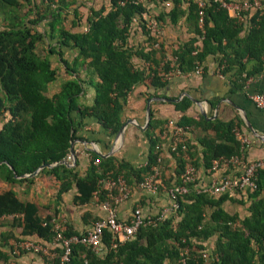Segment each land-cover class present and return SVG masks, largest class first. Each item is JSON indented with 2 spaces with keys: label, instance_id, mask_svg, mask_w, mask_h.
<instances>
[{
  "label": "trees",
  "instance_id": "trees-1",
  "mask_svg": "<svg viewBox=\"0 0 264 264\" xmlns=\"http://www.w3.org/2000/svg\"><path fill=\"white\" fill-rule=\"evenodd\" d=\"M169 1L172 5L168 10L151 16L143 1L110 0L107 11L105 7L91 9L87 31L74 32L61 21L64 0H39V6L34 0H0V12L7 22L0 29V114L6 116L0 127V181L10 186L32 184L39 174H45L59 183L56 199L74 185L75 204H87L94 196L99 201L105 200L108 189L101 187V180L122 176L128 186L138 185L152 172V166L157 164L156 145L163 142L161 131L154 130L163 120L150 114L143 131L148 139L144 165L134 166L113 156L100 157L90 152L89 165L81 174L77 159L74 166L61 161L69 156L70 142L78 138L76 133L86 119L94 118L104 129L116 134L122 125L120 114L127 94L133 86L144 83L161 89L168 84L169 79L159 74L160 63L164 72L175 68L188 73L204 64L209 55H218L220 73L226 76L230 73L232 89H242L247 78L262 70L264 1L262 9L251 15L246 13L240 21L218 2L206 0L202 27L198 25V7L193 0ZM25 6L35 17L28 18L30 12H20ZM186 13L194 35L173 50L171 59L164 60L166 53L162 45L154 47L155 39L146 29L147 20L152 17L159 25L166 20L176 24ZM135 18L147 34L148 43L140 48L128 43ZM43 21L47 27L41 32L37 25ZM44 37L56 39V46L75 49L76 55L69 61L63 58L61 49L51 44L47 53L41 54L37 48ZM51 54H57L64 69L75 74L63 80L52 94L49 86L57 81L58 69L52 66ZM134 57L148 61L149 68L136 67ZM86 86L94 90L89 103L85 98ZM191 104L188 96L174 102L180 111ZM177 122L188 130L190 126H200L214 131V135L205 134L198 139L208 169L213 159L230 158L241 151L234 133L240 127L238 118L222 121L207 120L202 115L198 119L182 115ZM189 150L187 141L188 156ZM170 154L180 178L186 163L184 153L178 148ZM42 164L55 165L41 168L35 176H23ZM257 175V188L244 192L250 200L249 215L244 218L223 208L224 201L237 200L229 192L213 196L197 191L194 183H189V191L177 197L178 207L164 219L139 226L131 239L103 254L95 253L89 246L73 244L66 264H264V169H259ZM158 215L151 216L154 219ZM6 217L12 218L10 227L20 228L21 237L36 236L53 242L57 224L53 217L42 216L37 203L20 199L12 188L0 191V226L5 225L2 220ZM59 228L66 236L78 234L69 224ZM10 230L13 232L12 229L0 232V259L4 262L12 251L10 239L16 240ZM213 236L215 247L206 263L202 255L206 251L204 242ZM110 242L111 234L105 230L103 243L108 248ZM2 247L8 249L4 251ZM54 252L53 264H61L62 249L55 247Z\"/></svg>",
  "mask_w": 264,
  "mask_h": 264
},
{
  "label": "crops",
  "instance_id": "crops-1",
  "mask_svg": "<svg viewBox=\"0 0 264 264\" xmlns=\"http://www.w3.org/2000/svg\"><path fill=\"white\" fill-rule=\"evenodd\" d=\"M165 1L169 2V5H165ZM165 1L163 3H158L155 0H145L144 4L148 9L147 12L152 14L151 16H154L158 14L160 10H168L171 7V2L169 0ZM64 2L61 10V21L63 26L74 32L84 31V28L88 26V17L91 14V9H99L100 7H105L106 11L110 9V0H64ZM254 11L255 10H250L249 15L253 14ZM0 14L4 20V15L2 13ZM186 15L187 13L185 16L181 17L176 24H171L166 20V22L160 25L162 34L159 39L155 38L153 45L155 47L163 43L164 49H167L165 53L169 55H166V57H164L165 59L163 58L164 60L167 58L171 59L173 57V50L194 35L193 27L186 19ZM229 15L233 16L231 13H229ZM46 27L45 21L37 25V29L41 32H44ZM244 33L243 31L240 35ZM143 35L142 28L137 18H135L130 27L128 37L129 45L133 46L137 40H142V38L143 45L146 41ZM160 39H162V43L158 42ZM43 42L48 45L51 44L56 47L55 49H61L63 58L69 61L76 55L77 51L73 48L56 46V39L44 37ZM198 43L200 44V41ZM48 45L46 47H48ZM48 50L49 48L41 54L45 55ZM52 56L55 58V61ZM217 57L218 55H209L204 64H200L201 73H194L192 71L189 72V74L172 76L164 88L154 89L147 87L144 83H138L133 86L127 94L126 104L120 114L122 124L128 122L124 127L122 137L118 136V132L116 134H111L94 118L86 119L82 128L76 133L78 138L74 140V149L78 161L77 169L79 172L81 174L85 173L90 161V152L99 153L98 155L100 157L113 156L117 161H126L134 166H142L147 162L148 139L142 127L146 122V102L147 99L150 98V114L152 113V117L157 120H163V123L155 128V133L161 131L168 119L178 120L182 115L198 119L203 111L206 112V115L202 116L207 120L218 118L222 121H228L233 118H238L240 120V127L238 129L240 133L247 138L242 150L244 159L246 161H264V106L258 107L250 98L253 94L264 93V66L260 72L247 78L242 89H232L231 80L229 78L230 73L227 76L218 73L219 67ZM50 59L52 61V66L58 69L57 85H60L63 80L74 77V73L64 69L60 57L57 54H51ZM133 63L139 68H149L150 65L148 61L138 57L133 58ZM161 65L162 63H160L158 70L159 74L164 77L163 74L166 72L161 69ZM81 73V76L84 77L85 71L82 70ZM52 84L49 86V90ZM86 92V102H92L94 95L93 88L91 86H86ZM183 96H188L192 100V104L187 110L180 111L175 108L174 102H176L177 99V101H179ZM205 134L214 135V131L211 129L205 130L200 126L195 128L190 126L188 130V142L190 145L188 159H190V162H192L196 168L198 186L208 185L213 177L221 178L226 175L231 176L238 173L237 165L220 163L217 170H211L204 166L203 146L198 139ZM162 154V185L159 192L155 195L148 194L142 191L136 184L129 185L132 189V193L128 199L117 205L118 218H130L132 210L137 203H140L145 213L151 215H156L162 211L164 207H169L170 202L167 190L174 183L179 181V175L176 173L175 169L176 161L167 150L166 144L163 145ZM74 165L75 164H71L70 166ZM46 178H50V186L45 184L42 179L39 182V187H43L39 190V206L43 205L48 200L51 192H56L57 194L59 188V183L53 177L48 176ZM101 184V187H108L107 180ZM0 187V191L12 188L16 191L20 199H22L21 195L24 194L27 196L25 200L37 203L35 200L28 198V195L31 197L34 194V189L32 187L15 188L3 181H0ZM46 187L52 188L48 189ZM53 187H56V190ZM75 193L76 187L73 185L70 190L62 193L61 199L68 200V198H70L71 201H73ZM230 197L237 200L224 201L222 204L223 208L231 214L237 213L240 218L248 216L250 200L247 199V196L244 193L231 192ZM94 201L96 202L94 203ZM100 202L98 197L94 196L87 204L81 205L73 202L75 204L74 207L70 205L67 206L70 212H75V215H77V212H82L81 217L70 218L74 225V230L78 233L86 232L96 220L105 215V211L100 207ZM78 207L80 210L76 209ZM91 215L93 216L92 220ZM11 228L9 227V229ZM38 239L39 242H45L40 238ZM215 240L216 236H213L204 242L206 247V263H209L211 259L210 254L212 250H214ZM22 257L24 256L22 255ZM22 257H20L19 260H21ZM23 259L27 264H30L27 257Z\"/></svg>",
  "mask_w": 264,
  "mask_h": 264
},
{
  "label": "built area",
  "instance_id": "built-area-1",
  "mask_svg": "<svg viewBox=\"0 0 264 264\" xmlns=\"http://www.w3.org/2000/svg\"><path fill=\"white\" fill-rule=\"evenodd\" d=\"M145 1V0H138ZM198 7V25L203 26V8L206 0H193ZM218 2L222 7L226 8L238 20L242 21L246 17V13L250 10L262 9L264 0H214ZM165 5H169V2H165ZM147 27L150 34L155 38L159 39L161 36V27L154 18H148ZM88 30V26L84 28V31ZM194 73H201V67L198 66ZM218 73L220 70L218 68ZM188 73H181L179 69H171L167 71L164 78L170 79L174 75H183ZM258 107L264 106V93H256L250 97ZM235 136L241 143V151L238 155H234L230 158H217L212 160L211 170H217L220 163L226 165H237L238 173L231 176H223L221 178L213 177L208 185L198 186L196 182L197 174L195 166L188 161L187 141H188V127L180 125L176 119H168L163 128L161 129L160 138L162 143L156 145L158 151L157 164L152 166V172L145 175L139 182L138 187L148 193L157 194L162 185V148L166 144L169 152L177 151L178 148L184 153L186 159L184 171L181 173L179 182L174 183L168 188V198L170 205L164 207L160 211L156 218L143 211L140 204H136L133 208L130 218L120 219L117 215V205L124 200L128 199L132 193L131 187H129L122 176H118L115 179L106 178L101 180V183L107 180L108 182V193L107 199L100 202V207L105 211V215L96 220L91 228L83 233L73 234L66 236L61 232L59 225H55V237L52 243L39 242H24L23 247L35 252H43L51 257H54L55 247L62 249L63 253L60 256L61 264H66L68 261V255L71 252V245L79 243L85 246H89L95 253L103 254L107 249H115L120 243L131 239L139 226L145 224L154 223L156 220H162L167 217L171 211L178 207L177 197L178 195L187 193L189 191L188 184L194 183L197 191L208 193L209 195L218 196L226 192L240 191L244 193L247 189L253 190L257 188L259 169H264L263 160L246 161L243 155L244 143L247 140L246 136L240 133L239 129H234ZM66 160L68 163H72V156L69 154ZM98 161V160H96ZM199 187V188H198ZM114 192V193H112ZM107 230L111 234V242L107 248L103 243L104 231ZM52 245L53 248L47 247ZM52 250V251H51ZM203 257H206L203 252ZM19 264V263H11Z\"/></svg>",
  "mask_w": 264,
  "mask_h": 264
},
{
  "label": "rangeland",
  "instance_id": "rangeland-1",
  "mask_svg": "<svg viewBox=\"0 0 264 264\" xmlns=\"http://www.w3.org/2000/svg\"><path fill=\"white\" fill-rule=\"evenodd\" d=\"M34 1L39 6V0H34ZM35 10L37 11L36 8H35ZM20 12L21 13L30 12V14H28L27 17L28 18L35 17L34 16L35 15L34 12L30 11L28 9V6L23 7ZM5 24H6L5 20H3L2 15L0 14V29L4 28ZM146 29L148 30L147 26H146ZM147 30H146V32H147ZM143 37H144V39H146L147 38V34L145 33L143 35ZM154 39H155V37H154ZM142 41H143V38H142V40H137V42L133 46L136 47V48H140L142 46ZM158 42L162 43V39H160V41H158ZM145 43H148V40H146L143 43V45ZM47 45L48 44H45L43 41H41L40 45L37 48V51L40 52V53H43L47 48H49V45H48V47H46ZM161 45H162V49H164L163 43ZM172 49H174V48H172ZM164 51L166 52L167 49L166 50L164 49ZM74 53H75V51H74ZM166 55L169 56L168 53H166ZM53 59L55 61L54 57H53ZM57 83L58 82L55 81L52 84V87L50 88L49 93H52V92L58 90L59 85H57ZM5 117L6 116L4 114H0V126L4 122ZM46 177H48V176L45 175V174H39L35 178V180H34V182L32 184H23V185L16 184V185H11V187H15V188L16 187L17 188H19V187L31 188L32 187L34 189V194L31 197L28 195V198H31V199L35 200L37 202L38 206H39V190L41 188H43V187H39V182L42 179V181L45 184L50 186V181H49L50 178H46ZM46 179H47V181H46ZM46 188L51 189L52 187H46ZM53 188L56 190V187H53ZM0 189H1V187H0ZM55 196H56V192H51V194L48 197V200L43 205L39 206L40 214L42 216H46V215L49 214L50 216L53 217L55 223L60 225V227H63L66 224H69V225H71L73 227L74 225L71 222L70 218L71 217H79V216L81 217L82 212H79V213L77 212V215H75V212H70L69 207L67 208L68 205H70L71 207L75 206V204L73 203V201H71L70 198H68V200L67 199L66 200H62L61 198L60 199H56ZM21 198L23 200H25V198H27V196L23 194V195H21ZM96 201H94V203ZM97 204H98V201H97ZM76 209L80 210L79 207L76 208ZM92 217L93 216L91 215V220H92ZM11 220H12L11 217H6V218H4L2 220L5 223V225L4 226H0V232L4 231V230L5 231L9 230V227H10V224H11ZM11 229H12L13 232H11V230H10V232L13 233L14 237L16 238V240L15 239H10V243L12 245V251L11 252L9 251L10 252V255H9L10 257L8 258V260L6 262H4L2 259H0V264H11V263L27 264L24 261V259H23L24 257L28 258V260L30 261V264H39V262H40V264H53V262H52L53 261V259H52L53 257H51V256H49V255H47V254H45L43 252H35L33 250L26 249L25 247L22 246L24 242H34V243L39 244V239L37 237H35V236L21 237L20 236V232H19L20 228H11ZM47 247H48V249L49 248H53L52 245H47ZM2 249L5 251V249H8V248L7 247H5V248L2 247ZM22 255L24 257H22ZM20 257H22L21 260H19Z\"/></svg>",
  "mask_w": 264,
  "mask_h": 264
},
{
  "label": "water",
  "instance_id": "water-1",
  "mask_svg": "<svg viewBox=\"0 0 264 264\" xmlns=\"http://www.w3.org/2000/svg\"><path fill=\"white\" fill-rule=\"evenodd\" d=\"M177 100H178V99H177ZM177 100H176V101H177ZM150 102H151V98H150V99H147V102H146V122H145V125L142 127V129H144V130L147 128L148 123H149L150 118H151V115H150ZM202 115L205 116V115H206V112L203 111V112H202ZM127 123H128V122H124V123L121 125V127H120V129H119V131H118V136H119V137H122L123 132H124V127L127 125ZM69 152H70V154H71V156H72V163H68L67 160H62V161H61V163L66 164V165H68V166H70L71 164H75V161H76V154H75V149H74V140H71V142H70ZM98 154H99V153H98ZM53 165H55V164H42L37 170H35V171L32 172L31 174L23 175V176H35V175L39 172V170H40L41 168H44V167H51V166H53ZM14 176L19 177V176H17L15 173H14Z\"/></svg>",
  "mask_w": 264,
  "mask_h": 264
}]
</instances>
